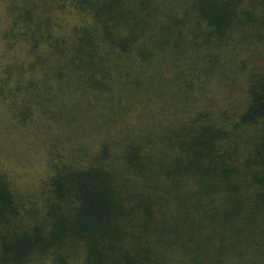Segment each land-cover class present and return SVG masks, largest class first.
I'll return each mask as SVG.
<instances>
[{
  "label": "trees",
  "instance_id": "16d2710c",
  "mask_svg": "<svg viewBox=\"0 0 264 264\" xmlns=\"http://www.w3.org/2000/svg\"><path fill=\"white\" fill-rule=\"evenodd\" d=\"M242 1L0 0V264H264Z\"/></svg>",
  "mask_w": 264,
  "mask_h": 264
},
{
  "label": "rangeland",
  "instance_id": "374dc122",
  "mask_svg": "<svg viewBox=\"0 0 264 264\" xmlns=\"http://www.w3.org/2000/svg\"><path fill=\"white\" fill-rule=\"evenodd\" d=\"M242 2L251 4L252 2L250 0H243ZM229 99H232V97H228ZM25 181V180H24Z\"/></svg>",
  "mask_w": 264,
  "mask_h": 264
}]
</instances>
